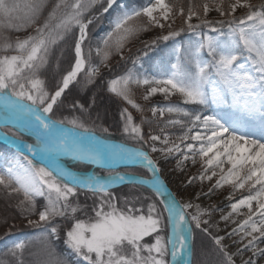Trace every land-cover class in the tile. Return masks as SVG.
<instances>
[{
	"label": "snow or ice",
	"instance_id": "snow-or-ice-1",
	"mask_svg": "<svg viewBox=\"0 0 264 264\" xmlns=\"http://www.w3.org/2000/svg\"><path fill=\"white\" fill-rule=\"evenodd\" d=\"M241 9L246 11L238 17ZM110 10L115 15L109 30L93 49L90 26ZM211 12L219 18L209 19ZM177 17L182 26L174 28ZM155 29L159 34L140 40L133 52L130 45ZM9 31L28 34L12 39ZM185 32L195 37H189L185 49L190 67L180 63L176 39ZM169 42L177 55L171 72L162 78L143 75L140 69L152 60L150 54L163 52ZM62 45L69 52L68 68L49 87L44 73L57 49L64 55ZM204 52L207 61L201 59ZM113 57L125 66L131 61V67L109 79L106 91L140 114L137 122L127 107L121 109L119 134L127 141L121 143L112 142L108 128L98 134L85 122L95 96L90 103L77 99L69 105L80 115L58 114L70 86L95 84ZM134 88H145V102L157 94L165 100L177 96L180 102L153 105L147 108L149 117L133 98ZM210 103L227 104L242 119L222 122L197 111ZM176 126L182 133L173 139L166 129ZM249 126L259 138L244 130ZM0 139L14 151L11 158L0 157V197L14 198L9 206L39 230L47 259L38 264H69L52 247L60 241L71 264H193L196 230L211 241L209 248L202 246L198 264H237V259L264 264V0H188L187 7L184 0H147L131 9L117 0H0ZM153 153L176 159L179 171L189 161L199 163L186 185L207 181V191L201 187L194 199L178 200L160 178ZM80 165L92 170H80ZM121 165L151 175L144 179L121 172ZM120 185L133 187L117 196L114 189ZM225 185L227 213L216 204L196 202ZM145 187L154 198L143 194ZM240 190L248 194L231 202ZM220 221L235 227L213 234L221 231ZM226 239L235 251H228ZM25 247L21 241L8 248L16 264H25Z\"/></svg>",
	"mask_w": 264,
	"mask_h": 264
},
{
	"label": "trees",
	"instance_id": "trees-1",
	"mask_svg": "<svg viewBox=\"0 0 264 264\" xmlns=\"http://www.w3.org/2000/svg\"><path fill=\"white\" fill-rule=\"evenodd\" d=\"M147 0H117L118 5H124L126 8L131 9L132 7H140L146 3ZM258 0H252V3H257ZM116 7V6H114ZM115 15V12L110 10L109 13L104 14V16L98 20L93 26H90V37H91V45L93 49L95 48L97 41L102 37L108 30H109V19ZM239 17V16H238ZM219 17L215 18L218 19ZM213 19V20H215ZM30 31V30H29ZM28 34L27 31H9L7 35L15 39L16 37L23 38ZM147 34V33H145ZM144 35V34H142ZM141 35V36H142ZM189 37L192 40H195V37L192 36L190 33H182L181 37H177V44L181 45L182 47L189 44ZM137 41V40H136ZM134 41L130 47H132L133 52L135 49L140 47V42ZM64 48V55L61 56L60 49H57L55 56L51 60V65L44 73V78L46 79L48 86L51 87L54 83V77L56 79L59 78V74L62 73L65 69L68 68V56L69 52L67 51V46L62 45ZM173 45L171 42L168 43V47L164 48L163 52H157L152 55V60L149 61L144 65L140 72L144 74H150L151 77H158L159 73H166L168 72L171 64L174 60V52H173ZM93 62L98 63V58L93 51ZM57 57H59V68L57 67ZM119 57H113L109 61V68L101 70V75L97 77L96 83L93 85H88L86 88L81 87L80 84L71 85L70 90L66 91L64 97V107L62 111L58 113L62 116L71 117L72 115H80V113L73 112L69 105L74 100H79L81 103L91 102L92 97L95 96L96 103L92 106L89 110L91 113L90 118L85 115L84 119L85 122L88 123L90 126H95L97 132L99 134V130L102 127H106L109 129V132L112 133V140H116L119 142H127L123 141L120 134V111L122 108L127 107L128 110L133 114L135 120L139 122L140 114L131 107V105L125 104L123 101L118 100L116 97L112 96L110 93L106 91V82L109 79L114 78L116 75L121 74L125 71V67H131V61H128L127 65H124V62H119ZM181 64L187 66V61L182 60L180 61ZM81 80H83V74H81ZM103 82V83H102ZM135 89H133V98L135 99L136 103L140 104L141 106L145 107L146 115L147 113V106L140 103L134 96ZM178 102H160L158 106H164L169 103H179ZM191 108L192 106H188ZM145 132L148 131L147 125H145ZM134 169H141L139 167ZM133 186L125 185L120 188L114 189V192L117 196L129 192ZM141 191L144 195L150 194L147 192L146 188H142ZM152 198V197H151ZM39 203H43L42 198H38ZM83 200V197H81ZM14 204L15 199L13 198L12 201L5 200L3 197H0V260L4 262V264H16L15 260L8 255V248L11 247L15 242H24L26 247L24 249L23 259L25 264H38V262H43L47 259L46 253L43 251V242L42 238L39 237V230L33 229L26 225V222H23L19 217L18 212L15 210L14 207L9 206V204ZM83 218V217H81ZM195 243L194 248V259L196 262L201 260L200 250L203 247L209 248L211 245L208 243L203 244ZM55 249V253L57 256L67 260L69 264H71V257L67 255V249L62 241L56 242L52 245Z\"/></svg>",
	"mask_w": 264,
	"mask_h": 264
},
{
	"label": "rangeland",
	"instance_id": "rangeland-1",
	"mask_svg": "<svg viewBox=\"0 0 264 264\" xmlns=\"http://www.w3.org/2000/svg\"><path fill=\"white\" fill-rule=\"evenodd\" d=\"M187 2L188 0H184V4L185 7H187ZM195 3H200L201 0H194ZM252 2V0H251ZM147 3V1H146ZM145 3V4H146ZM144 4V5H145ZM246 10H238L236 15L237 16H241L244 14ZM218 17V14L215 12H211L209 14V19L213 20L215 18ZM195 23V21H193ZM182 26V20L180 17L176 18V22L173 25L174 28H179ZM159 29H155L153 31L148 32L147 34H144L140 37L139 40H137L136 42H140V40H147L150 39L156 35L159 34ZM181 47V52L179 53V59L180 61L185 60L186 57V52L185 49L188 48L189 44L182 47L181 45H179ZM174 60L173 63L177 62V55L176 53H174ZM201 59L204 61H207L208 59H210L207 56V53L204 52L201 54ZM172 63V64H173ZM110 64V63H109ZM171 64V65H172ZM188 67H190V65H187ZM106 68L101 67V70H104ZM171 66L168 70V72L166 73H159L157 78H162L164 77L166 74L171 72ZM146 76H148L149 78H151L150 74H144ZM145 92V88H136L135 92H134V96L137 100L140 101V103L144 104L145 106H147L148 108L156 105L158 106L160 102H178L179 98L177 96H172L169 97L168 100H165L164 97L160 94H157L156 96L151 98V101L149 102H145L142 99V96ZM230 103V101H229ZM218 109L219 114L217 117L222 119L223 121H228L231 119H242L241 114L238 111H234L232 108H230L227 104H218V105H212L211 103L207 106H197V111H199L202 115H214V111L213 109ZM149 117L151 116L150 112H147ZM165 119H167V116L165 117ZM163 126V125H161ZM248 132H254L256 131L255 129L251 128L250 126L247 127L246 129H244ZM4 131H7V129H4ZM156 133H159V129L156 128L155 129ZM167 132H169L172 136L173 139H175L176 136L180 135L182 133V129L179 126L176 127H169L166 129ZM258 132V131H257ZM255 138H259V137H255ZM159 146V145H157ZM14 155V151L13 149L7 148L4 145H0V157H8L11 158ZM153 159L157 160L159 167L161 168V172L159 173L161 176L165 177L167 180L166 185L168 186V188L171 190L172 193H174L177 197L178 200H181V202L185 201V200H189V199H194V194L197 191L201 190V187H203L204 191H207V188L209 186V182L205 181L203 186H201L200 182L197 180L194 184H188L186 185V181L187 178L189 176H193L196 175L200 169V165L199 163H197L196 165H193L191 163V161L187 162L186 165L184 166V171H179L176 170V159L173 158H169L167 160L161 158L159 153H153L152 154ZM70 165L72 164L71 161L68 162ZM80 170H84V171H89L88 169H86L83 165L78 166ZM0 171H2V167H0ZM95 171H97L100 175H104V173L100 170V169H95ZM119 171L121 172H132L135 173L137 175L143 176V177H149V174L147 172L146 169H134L133 167H123V168H119ZM214 182V180H213ZM120 188V187H119ZM146 188V187H145ZM147 189V188H146ZM147 192L150 194V196L152 198H154V194L151 193V191L149 189H147ZM127 193V191H126ZM229 193V187L227 185H225L223 188L218 189L212 196L210 199L208 198H204L202 197L200 201H196L198 203H200L202 206H205L209 203L211 204H216L218 206V208L222 209L224 213H227L228 211H230V209L227 207V205L229 204V200L226 199V197L228 196ZM248 193L246 191L240 190L237 191L234 196L232 197V201L231 202H235L241 198H243V196L247 195ZM149 196V195H148ZM150 197V198H151ZM240 211L242 213H246L247 209L246 208H241ZM221 215L220 211H217L215 213V219L218 220L219 216ZM243 216H238L236 217L237 220H241L243 219ZM219 228L221 229V231L219 233H213V234H219V235H224L226 231H230L232 227H235V225L233 224H228V226H225V223L223 221L219 222ZM146 240H148L149 238H145ZM200 241L203 242V244H207L208 243L211 245V241L210 238L205 236L204 234L200 233L198 230H196L194 232V240H193V256H192V262L194 264L195 259H194V248H195V243H201ZM224 243L226 245H228V251L232 252L235 251V246H233L231 244V241L226 239L224 241ZM261 247H264V245H261ZM248 254L246 253L245 256H247ZM2 261V260H0ZM196 264H198V262H196ZM237 264H239V260L237 259Z\"/></svg>",
	"mask_w": 264,
	"mask_h": 264
},
{
	"label": "water",
	"instance_id": "water-1",
	"mask_svg": "<svg viewBox=\"0 0 264 264\" xmlns=\"http://www.w3.org/2000/svg\"><path fill=\"white\" fill-rule=\"evenodd\" d=\"M113 143H121L119 141H116V140H112ZM0 145H4L6 146L7 148H10L11 147L9 145H7L2 139H0ZM86 169H88L89 171L92 170V166L90 165H83ZM123 167H133V168H137L138 166H133V165H128V166H125V165H121L119 168H123ZM140 168V167H139ZM137 175V174H136ZM151 174H149V177H150ZM160 175V174H159ZM140 176V175H138ZM141 178H144V179H148L149 177H143V176H140ZM161 178V176H160ZM162 179V178H161ZM166 185V183H165ZM122 186H125V185H120V186H117L115 189L119 188V187H122ZM166 187L168 188V186L166 185ZM169 191H171L169 188H168Z\"/></svg>",
	"mask_w": 264,
	"mask_h": 264
},
{
	"label": "bare ground",
	"instance_id": "bare-ground-1",
	"mask_svg": "<svg viewBox=\"0 0 264 264\" xmlns=\"http://www.w3.org/2000/svg\"><path fill=\"white\" fill-rule=\"evenodd\" d=\"M213 110H215L214 113H213L214 115H216V116L220 115L219 112H218L219 110H218L217 108H216V109H213ZM252 133L255 134V137H259V132L254 131V132H252ZM160 176H161V175H160ZM161 178H162V180H164L165 183H167V180H166L165 177L161 176Z\"/></svg>",
	"mask_w": 264,
	"mask_h": 264
}]
</instances>
